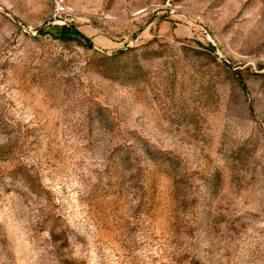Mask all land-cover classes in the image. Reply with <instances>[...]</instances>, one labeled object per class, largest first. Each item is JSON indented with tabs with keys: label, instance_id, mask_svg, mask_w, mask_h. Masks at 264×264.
I'll list each match as a JSON object with an SVG mask.
<instances>
[{
	"label": "rangeland",
	"instance_id": "374dc122",
	"mask_svg": "<svg viewBox=\"0 0 264 264\" xmlns=\"http://www.w3.org/2000/svg\"><path fill=\"white\" fill-rule=\"evenodd\" d=\"M0 264H264V0H0Z\"/></svg>",
	"mask_w": 264,
	"mask_h": 264
},
{
	"label": "built area",
	"instance_id": "2783aa9c",
	"mask_svg": "<svg viewBox=\"0 0 264 264\" xmlns=\"http://www.w3.org/2000/svg\"><path fill=\"white\" fill-rule=\"evenodd\" d=\"M60 9H61V8H60ZM55 17H56V18H57V17H59V14H58V13H56Z\"/></svg>",
	"mask_w": 264,
	"mask_h": 264
}]
</instances>
